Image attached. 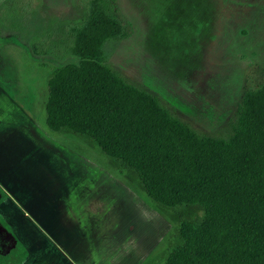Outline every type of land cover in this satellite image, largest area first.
Listing matches in <instances>:
<instances>
[{
  "label": "rangeland",
  "instance_id": "1",
  "mask_svg": "<svg viewBox=\"0 0 264 264\" xmlns=\"http://www.w3.org/2000/svg\"><path fill=\"white\" fill-rule=\"evenodd\" d=\"M91 1L0 0L1 181L18 200L29 191L58 204L56 238L29 218L66 249L57 264H163L183 244L182 225L204 223V209L151 201L125 163L46 124L48 80L79 62L75 31ZM108 2L127 36L105 44V65L198 135L229 140L244 96L264 86V0Z\"/></svg>",
  "mask_w": 264,
  "mask_h": 264
},
{
  "label": "trees",
  "instance_id": "2",
  "mask_svg": "<svg viewBox=\"0 0 264 264\" xmlns=\"http://www.w3.org/2000/svg\"><path fill=\"white\" fill-rule=\"evenodd\" d=\"M126 36L108 0H92L75 31L79 62L48 80V129L93 140L136 172L151 201L204 209L163 264H264V86L244 96L229 140L202 137L105 65V44Z\"/></svg>",
  "mask_w": 264,
  "mask_h": 264
},
{
  "label": "flooded vegetation",
  "instance_id": "3",
  "mask_svg": "<svg viewBox=\"0 0 264 264\" xmlns=\"http://www.w3.org/2000/svg\"><path fill=\"white\" fill-rule=\"evenodd\" d=\"M10 187L12 188L11 185ZM9 191L12 193L10 188ZM8 193L4 186L0 185V264H30L34 255L39 257V264H57L55 257L65 259L62 254H66V249L55 244L53 238L45 242L41 232L32 223L36 220L56 238L57 229L53 218L54 215L55 218L56 215L59 216L58 204H21L28 208L31 216L24 211L18 212ZM18 205L23 210L21 205ZM35 242H39L37 252Z\"/></svg>",
  "mask_w": 264,
  "mask_h": 264
},
{
  "label": "crops",
  "instance_id": "4",
  "mask_svg": "<svg viewBox=\"0 0 264 264\" xmlns=\"http://www.w3.org/2000/svg\"><path fill=\"white\" fill-rule=\"evenodd\" d=\"M1 179H3V176H0V185L4 186L5 190H7L9 192L8 194H9V196H11V199H12L11 202L13 204H55V200L50 201V199H49V197H47V195H42V194L36 193V196H34V195H32L33 193H30L29 191L28 192L25 191L26 195L21 194L24 196H21V199L18 200L17 197H19V195L15 192V188H13V186L11 188L7 182L1 181ZM9 188L12 191V193L9 191ZM32 196H34V197L32 198ZM13 197L15 198V200H13ZM23 207H26V206H23ZM23 211H24V213L30 214L29 211H25L24 209H23Z\"/></svg>",
  "mask_w": 264,
  "mask_h": 264
}]
</instances>
